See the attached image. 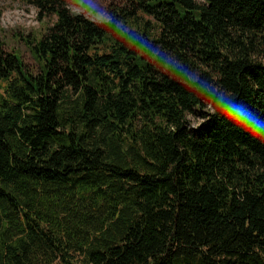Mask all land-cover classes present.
<instances>
[{
	"label": "trees",
	"instance_id": "16d2710c",
	"mask_svg": "<svg viewBox=\"0 0 264 264\" xmlns=\"http://www.w3.org/2000/svg\"><path fill=\"white\" fill-rule=\"evenodd\" d=\"M21 1L43 30L13 35L34 66L0 39V264H264V140L68 0ZM107 9L264 114V0Z\"/></svg>",
	"mask_w": 264,
	"mask_h": 264
},
{
	"label": "clouds",
	"instance_id": "9594fccd",
	"mask_svg": "<svg viewBox=\"0 0 264 264\" xmlns=\"http://www.w3.org/2000/svg\"><path fill=\"white\" fill-rule=\"evenodd\" d=\"M76 7L84 11H74L70 8V15L87 19V15H85L87 13L96 17L100 23L110 26L126 42L140 48L145 56L158 64L162 70L180 77L188 85H191L195 92L212 105L210 118L223 117L235 128L257 139L264 140V114L256 112L248 104L237 100L228 89L218 87L211 80L202 77L196 69L181 63L174 53L162 49L127 25L122 24L108 9L102 6L101 0H82ZM221 125L224 127L223 124ZM224 130L230 129L225 127Z\"/></svg>",
	"mask_w": 264,
	"mask_h": 264
},
{
	"label": "rangeland",
	"instance_id": "374dc122",
	"mask_svg": "<svg viewBox=\"0 0 264 264\" xmlns=\"http://www.w3.org/2000/svg\"><path fill=\"white\" fill-rule=\"evenodd\" d=\"M80 2L82 0H68L69 7L74 11H84L76 7ZM101 3L107 9L112 4L124 5L126 0H101ZM36 14L37 12L33 7L21 0H0V39L5 40L8 48L19 50L23 55L24 61L29 66H34L35 64L30 52L13 35L20 30L26 32L43 30V25L38 21ZM85 14L91 19L98 21L96 17ZM188 119L191 127H197L204 121L199 112L191 114Z\"/></svg>",
	"mask_w": 264,
	"mask_h": 264
}]
</instances>
